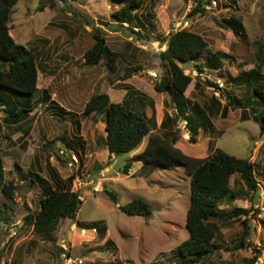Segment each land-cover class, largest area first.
<instances>
[{"label": "rangeland", "instance_id": "obj_1", "mask_svg": "<svg viewBox=\"0 0 264 264\" xmlns=\"http://www.w3.org/2000/svg\"><path fill=\"white\" fill-rule=\"evenodd\" d=\"M201 4L204 11L190 17L191 10ZM119 8L117 0H20L14 8L9 21L11 34L17 43L34 49L38 56L35 99H45L46 90L50 99L45 103L52 98V106L62 104L70 111L64 109L68 115L58 116L57 112L63 107L46 109L42 103L26 124L8 127L3 121L6 113L0 107V156L5 163L4 180H12L18 186L14 202L0 190V264H70L62 255L65 244L74 264L79 260H82L79 264H176L177 248L189 239L186 228L191 200L188 172L180 166L155 171L139 167L135 175L127 176L126 163L141 160L138 154L148 137L130 155L112 154L109 158L103 154L105 117L96 114L94 118L85 119L84 107L96 93H108L113 102L127 100L125 87L129 86L153 100L143 109L149 116L154 113L160 121L165 112L176 114L172 95L165 94L169 101L164 107L161 104L164 95L155 88V82L164 70L155 53L167 48L166 42L161 40H167L178 24L186 20L190 21L188 29L203 35L209 43L197 64H204L215 53L225 54L220 56L218 69L206 68L201 75L192 64L185 66L186 73L195 79L185 93L186 102H190L189 110L194 102L205 108L204 104L210 103L213 95L225 105L227 99L221 88L245 101L249 95L246 84L232 82L223 76H241L258 63L264 73V0H146L137 15L146 24L153 25L155 31L141 36L115 21L113 14ZM231 17L242 21L243 35L236 34L226 25L225 20ZM95 30L105 37L107 46L119 54L115 72L104 62L98 65L86 62L85 52L94 45ZM260 45L263 46V57L258 61ZM127 73L131 77L125 78ZM196 80L200 82V89L194 88ZM8 96H12L14 102L18 99L28 102L24 95L13 92ZM131 98L133 103L137 101L134 96ZM244 110L251 119L244 120ZM260 110L255 104L237 106L230 107L225 115L220 108L215 115L210 114L209 123L200 130L196 142L191 141L192 134L183 118L175 126L179 135L177 147L184 153L205 158L219 147L236 157L250 158L259 185L256 202L252 204L245 183L239 175H234L231 187L241 195L220 202L223 209L251 210L246 245L239 247L245 230V215L220 221L215 237L220 250L195 264H248L257 251L260 257L255 264H264V133L253 119ZM75 120L84 121L80 137L85 139V150L79 145L75 147L82 169L86 175L97 177L101 171L98 164L104 166V189L82 200L75 219H61L54 232L38 234L25 217L28 213L39 212L43 188L24 178L29 171H35L49 182L59 178L68 183V178L76 173L69 165V150L75 148L66 142L72 135L77 136ZM22 132L28 133L14 142L12 135ZM158 132L162 133V130ZM50 141L49 147L42 150ZM61 150L66 152L65 156ZM53 171L56 174L51 176ZM76 187L78 180L72 182V191L76 192ZM136 198L151 204L150 216H129L121 211V205ZM73 225L75 231L71 229ZM82 228L88 230L86 235L79 231ZM93 228H97V233L92 232Z\"/></svg>", "mask_w": 264, "mask_h": 264}, {"label": "trees", "instance_id": "obj_2", "mask_svg": "<svg viewBox=\"0 0 264 264\" xmlns=\"http://www.w3.org/2000/svg\"><path fill=\"white\" fill-rule=\"evenodd\" d=\"M19 1L0 0V107L2 106L6 113L3 121L4 125L8 127L19 125L27 120L34 110L32 100L38 91V56L34 49L17 43L11 34L9 21ZM117 1L120 3V8L113 14V17L121 27L129 29L137 36L155 31L153 25L146 24L137 15L146 0ZM202 7L201 4L192 9L189 16L203 12ZM225 23L236 34H244V25L236 17L225 20ZM93 37L94 45L85 52L86 62L90 65L104 62L110 71L115 72L118 52L112 51L107 46L105 37L96 30ZM161 42H166L167 48L155 53V58L161 68H164L163 74L155 82V88L160 93L173 95L176 114L165 112L162 123L158 126L154 113L148 116L143 110L147 105H151L153 100L126 86L125 89L128 91L126 96H129L127 100L113 102L108 93H96L86 102L83 115L84 117L91 113L104 115L106 121L105 145L110 155L131 153L139 148L144 139L148 137L146 146L138 154L139 159L144 162V167L155 171L169 170L180 166L188 172L191 200L186 214V228L189 232V239L177 248L175 263L195 264L208 259L220 250V246L215 243L217 223L220 221L232 220L245 215V230L239 240V247L246 245V236L250 233L248 217L251 210L245 208L223 209L220 207V202L225 198L234 199L241 195L240 191L231 187V179L234 175H239L245 183L250 192H246V194L249 195L252 204L256 202L259 185L255 175V166L250 158L236 157L219 147H216L205 158L190 156L176 146L179 135L175 126L179 119L183 118L186 121V127L192 134L191 141L196 142V136L199 135L200 130L203 126H207L206 123H209L210 114L215 115L221 108L222 113L226 115L230 107H245L255 104L261 110L253 116V119L260 125L264 133V73L261 71V64L258 63L241 76H223V78L231 79L232 82L246 84L249 95L245 101L234 97L229 90L219 87L227 99L225 105H222L220 99L213 95L210 103L204 104L205 108L194 102L193 108L189 110L188 103L190 102H186L185 93L195 79L192 74L186 73L185 66L192 64V67L201 75L206 68L218 69L221 64L220 56H225V54L215 53L205 60L204 64H197L196 61L208 49L209 43L203 35L188 28H180L171 32L168 39L161 40ZM262 57L263 46L260 45L257 50L258 61H261ZM129 77H131L130 73L125 74V78ZM209 85L218 87L213 82H209ZM200 87V82L196 80L194 88L200 89ZM13 92L18 96L19 94L24 95L28 102H20L17 97L18 101H11L13 94L8 96V93ZM45 96V100L50 99L46 90ZM131 96H134L137 101L135 100L136 102L133 103ZM221 105L222 107H220ZM249 119L251 118L244 110V120ZM75 122L78 131H80L81 122L78 120ZM159 130H162V133H156ZM63 139L66 141L65 136ZM70 139L66 142L72 149L80 145L81 149L85 150L86 144L79 136ZM49 143H45L43 149L48 147ZM74 150L79 154L76 148ZM133 162L130 160L126 163L124 169L126 174L129 173ZM4 165V160L0 156V190L7 199L14 202L18 186L12 180H4ZM97 168L103 170L104 166L98 164ZM24 179L38 183L43 188L44 196L40 201L39 212L37 214L28 213L25 217L34 232L38 234L54 232L61 219L77 217L82 200L79 198L80 193L72 191L73 176L68 178V183L57 178L53 181L54 185L35 172H29ZM120 209L129 216H150L153 210L151 204L141 198L121 205ZM62 250L65 251V249ZM259 257L260 252L257 251V254L248 260V264H255ZM211 264H216V262Z\"/></svg>", "mask_w": 264, "mask_h": 264}, {"label": "built area", "instance_id": "obj_3", "mask_svg": "<svg viewBox=\"0 0 264 264\" xmlns=\"http://www.w3.org/2000/svg\"><path fill=\"white\" fill-rule=\"evenodd\" d=\"M190 26V21L186 20L183 22H180L178 24V28H188ZM186 123V121H185ZM61 153L65 156V151H61ZM69 157H70V166L76 167V175L78 178V187H76V192H80L79 198L80 200H85L88 195H95L98 192L103 191L104 189V183H105V177L106 172L104 170H101L97 177L93 176L92 174H85L84 170L82 169L80 156L79 154L74 150H69ZM73 231H75V227L73 228ZM80 232L84 235L88 233V230L85 228L80 229ZM93 233H97V228L92 229ZM65 251L62 253L63 258H65L66 261H70V264H74L72 258L70 257V253H68V247L63 245ZM79 263H82V260H79ZM77 263V264H79Z\"/></svg>", "mask_w": 264, "mask_h": 264}, {"label": "crops", "instance_id": "obj_4", "mask_svg": "<svg viewBox=\"0 0 264 264\" xmlns=\"http://www.w3.org/2000/svg\"><path fill=\"white\" fill-rule=\"evenodd\" d=\"M160 69V68H159ZM164 96L162 97V106H164L165 107V103H168V99L166 98V96H165V94H167V93H162ZM172 98H173V95L171 96ZM185 97H187V96H185ZM52 101H54V100H52V98H51V100L49 101V102H47V103H45L46 101H45V99H42L41 97H38L37 99H35V97H33V100H32V102H33V106H34V110L30 113V115H29V117L27 118V120H25L24 122H22V123H20L19 125H13V126H22V125H24V124H26L32 117H33V115L34 114H36L37 113V111H39V108L42 106V105H40V107H39V104H42V103H45V105H46V109H55L54 107H63V109L62 108H60L61 110H59L58 112H57V114H58V116H61V115H68V114H66V111H70L69 109H66V107L64 106V105H62V104H60V106H52L51 104H53V103H51ZM56 105V104H55ZM64 109H66V111L64 110ZM169 112V111H168ZM171 114V113H170ZM95 115L96 114H94V113H91L90 115H88L87 117H85V119L86 118H90V117H92V118H94L95 117ZM148 115V114H147ZM173 115V114H172ZM149 116V115H148ZM163 117H164V115H162V118H161V120L159 121L158 119H157V117H156V121H157V124H158V126H160V124L162 123V120H163ZM75 121H77V120H75ZM159 121V122H158ZM81 124H83L82 126H84V121H82L81 122ZM75 125H76V122H75ZM82 126H80V131H78V129H77V125H76V131H75V133H76V135H78L79 137L81 136V127ZM10 127H12V126H10ZM26 133H28V132H22V133H20V134H18V135H15V134H13L12 135V139L14 140V142L15 141H18L19 139H21L22 137H25L26 136ZM105 136H104V139H105V137H106V133L104 134ZM75 137H77V136H71L70 138H75ZM81 138V137H80ZM8 139H9V137H8ZM82 140H85L84 138H81ZM63 140V139H62ZM96 141V143L98 144V142H97V140H95ZM103 141V140H102ZM147 142H148V139H147V141L145 142V145H144V147L146 146V144H147ZM52 143V141L49 143V145ZM178 143V142H177ZM96 145V144H95ZM45 146V145H44ZM43 146V147H44ZM80 146V145H79ZM176 146H177V144H176ZM43 147L41 148L42 150H46L45 148H48V147H45L44 149H43ZM105 148L103 149V154H105V155H107V157H109L110 158V156H112V155H110V153H109V150L106 148V146H104ZM144 149V148H143ZM62 151V150H61ZM64 151V150H63ZM142 151V150H141ZM129 155H130V153H128ZM130 157V156H129ZM51 161H53V158H51ZM70 162V161H69ZM71 168V170H73V172L75 173V170H76V167L75 166H70ZM139 167H141V168H143L144 167V162L142 161V160H138V163H136V161H134L133 162V165L131 166V168H130V170H129V173L127 174V176H129V175H135L137 172H138V168ZM22 169V168H21ZM105 171V170H104ZM29 172H31V171H29ZM28 172V173H29ZM33 172H35V171H33ZM55 171H53L52 173H51V176H53V173H54ZM35 173H37V172H35ZM56 173V172H55ZM38 174V173H37ZM76 174V173H75ZM75 174H73V177H75V178H73V181H75V182H77V175H75ZM40 176H42L41 174H39ZM43 177V176H42ZM45 178V177H44ZM47 179V178H46ZM62 180V179H61ZM72 181V182H73ZM53 182V181H52ZM51 182V184H53ZM38 184V183H37ZM41 187V186H40ZM42 188V187H41ZM42 195H43V190H42ZM74 227H76V226H72V230H73V228ZM80 231V230H79Z\"/></svg>", "mask_w": 264, "mask_h": 264}, {"label": "water", "instance_id": "obj_5", "mask_svg": "<svg viewBox=\"0 0 264 264\" xmlns=\"http://www.w3.org/2000/svg\"><path fill=\"white\" fill-rule=\"evenodd\" d=\"M159 71H161V69H159Z\"/></svg>", "mask_w": 264, "mask_h": 264}, {"label": "clouds", "instance_id": "obj_6", "mask_svg": "<svg viewBox=\"0 0 264 264\" xmlns=\"http://www.w3.org/2000/svg\"><path fill=\"white\" fill-rule=\"evenodd\" d=\"M66 153V152H65Z\"/></svg>", "mask_w": 264, "mask_h": 264}]
</instances>
